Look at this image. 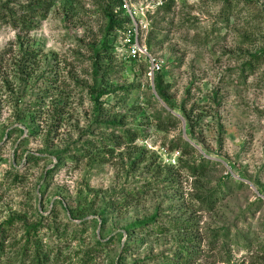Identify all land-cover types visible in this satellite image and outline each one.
I'll list each match as a JSON object with an SVG mask.
<instances>
[{"label": "rangeland", "instance_id": "obj_1", "mask_svg": "<svg viewBox=\"0 0 264 264\" xmlns=\"http://www.w3.org/2000/svg\"><path fill=\"white\" fill-rule=\"evenodd\" d=\"M49 1L0 0V264H264V0Z\"/></svg>", "mask_w": 264, "mask_h": 264}, {"label": "trees", "instance_id": "obj_2", "mask_svg": "<svg viewBox=\"0 0 264 264\" xmlns=\"http://www.w3.org/2000/svg\"><path fill=\"white\" fill-rule=\"evenodd\" d=\"M42 1H37L36 3H34L33 5L31 6H28V7H20V11L21 13L18 15V13L16 12H13L14 14H12L11 16V20H12V25L13 26H20L22 29L21 31H24L26 32L27 34L31 33V32H34L36 30V27L38 26V21L37 20H44L45 16H42L38 14V11L35 10L36 7H39L40 6V3ZM122 2V1H120ZM47 6L46 10L47 11H50L52 8H53V1H49V3L45 4ZM30 10V12L28 11ZM26 12H29L28 14L29 15H25ZM28 16L30 17L29 19ZM109 18L111 19V23H115V19L113 16H109ZM121 26V25H120ZM42 52L41 51H37L35 50L32 54V60H33V65H37L38 64V59L40 56H42ZM29 69V67H25L22 69L23 73L24 72H27V70ZM37 71V70H36ZM161 75L158 74V76ZM28 76H30L28 74ZM159 84L162 85V83L159 81ZM159 91V89H158ZM103 96V94L100 95V97ZM161 98L166 102V100L164 99V97L161 95ZM98 102V100H97ZM184 117H185V121L187 122V124L189 125V129H188V136L189 138L191 139V141L201 145V146H204L200 140L198 138L195 137V130H194V125H193V119H192V116L190 114H187V113H183ZM187 148H191V147H188V145H186ZM192 149V148H191ZM40 264V263H39Z\"/></svg>", "mask_w": 264, "mask_h": 264}, {"label": "built area", "instance_id": "obj_3", "mask_svg": "<svg viewBox=\"0 0 264 264\" xmlns=\"http://www.w3.org/2000/svg\"><path fill=\"white\" fill-rule=\"evenodd\" d=\"M124 40L125 53L123 58L126 63L130 61L136 62L138 59L143 58L145 61H148L150 68V77H154L162 72L163 62L157 59H154L150 56L148 51L141 47L139 40V30L137 25L126 32Z\"/></svg>", "mask_w": 264, "mask_h": 264}]
</instances>
